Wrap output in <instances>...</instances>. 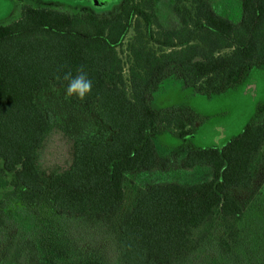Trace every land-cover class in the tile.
I'll return each instance as SVG.
<instances>
[{"label": "trees", "instance_id": "1", "mask_svg": "<svg viewBox=\"0 0 264 264\" xmlns=\"http://www.w3.org/2000/svg\"><path fill=\"white\" fill-rule=\"evenodd\" d=\"M240 4L236 23L207 0H173L172 28L155 0H124L102 17L23 6L0 27V264H264V232L243 227L255 200L243 196L258 190L264 166V105L223 147L189 151L177 181L160 177L174 160L154 140L169 131L188 141L200 121L189 107L153 109L167 81L215 96L264 66V0ZM131 31L125 78L118 50ZM81 67L92 82L83 100L66 95L64 80ZM49 100L87 126L72 165L46 177ZM197 173L210 178L193 183Z\"/></svg>", "mask_w": 264, "mask_h": 264}, {"label": "rangeland", "instance_id": "2", "mask_svg": "<svg viewBox=\"0 0 264 264\" xmlns=\"http://www.w3.org/2000/svg\"><path fill=\"white\" fill-rule=\"evenodd\" d=\"M123 1L24 0L23 3H20L17 0H0V27L8 26L18 21L21 17L23 6L65 13H92L102 17L111 16L118 12ZM207 1L225 17H229L236 23L240 21L242 12L240 0ZM155 4V12L162 26L172 28L179 24V20L173 12V0H155ZM133 37L134 32L131 31L124 47L118 50L125 63L128 59L126 44ZM60 103L50 102V100L45 102L47 112L52 122L56 125L48 137L40 158V169L46 177L61 173L72 165L74 160V136L84 134L82 131L87 126V124H83L81 115L63 108L62 106L65 107L64 102ZM151 105L155 110H173L185 106L193 109L199 116V124L195 129L194 135L188 141L181 140L169 131L154 136L160 154L162 156L167 155L171 160H174V169L168 174L161 175V172L160 177L177 181V177L184 175L178 172V164L189 151L213 147L221 148L230 139L240 135L246 125L258 121L257 108L259 105H264V66L260 69L252 70L244 83L215 96L199 95L194 93L192 89L183 87L179 81H167L156 91ZM200 173L195 174V176ZM209 178L210 176L207 174H204V176L199 175L196 180H193V183L202 182ZM132 180L140 183L141 176H134ZM258 181V190L251 193L248 197L243 196V200L248 199V202L255 197L251 207L246 212L243 224L247 231L246 233L251 236L264 232V166L260 170ZM5 192V190L0 188V203ZM129 192L132 199L133 189L131 185ZM13 220L20 229L30 230L32 228L30 223L15 215H13Z\"/></svg>", "mask_w": 264, "mask_h": 264}, {"label": "clouds", "instance_id": "3", "mask_svg": "<svg viewBox=\"0 0 264 264\" xmlns=\"http://www.w3.org/2000/svg\"><path fill=\"white\" fill-rule=\"evenodd\" d=\"M64 80L68 81L65 93L68 97L75 96L83 100L92 90V82L83 71V67L77 70V75L72 76L71 72L64 75Z\"/></svg>", "mask_w": 264, "mask_h": 264}, {"label": "built area", "instance_id": "4", "mask_svg": "<svg viewBox=\"0 0 264 264\" xmlns=\"http://www.w3.org/2000/svg\"><path fill=\"white\" fill-rule=\"evenodd\" d=\"M121 57V56H120ZM122 58V57H121ZM123 60V59H122ZM123 63H124V65H123V73H124V76H125V78H128V68H129V66H128V64H127V62L125 63L124 62V60H123Z\"/></svg>", "mask_w": 264, "mask_h": 264}]
</instances>
